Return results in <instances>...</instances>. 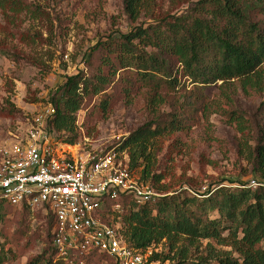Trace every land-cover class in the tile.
<instances>
[{
	"label": "trees",
	"instance_id": "obj_1",
	"mask_svg": "<svg viewBox=\"0 0 264 264\" xmlns=\"http://www.w3.org/2000/svg\"><path fill=\"white\" fill-rule=\"evenodd\" d=\"M4 2L0 0V7ZM123 2L124 12L136 20L147 0ZM94 52L97 64L92 70L68 76L52 98L54 113L49 129L60 135L61 142L74 145L77 114L88 99L97 98L98 109L106 114L117 93L129 102L134 93L143 91L151 119L115 149L125 150L130 169L139 170L141 180L151 185L148 180L155 144L162 137L190 130L210 111L224 116L239 131L250 127L249 119L235 110L233 102L238 93H264V0H202L189 16H169L135 27L97 43ZM171 59L178 65L175 73ZM91 60L92 55L87 66H92ZM216 83L220 97L215 102L204 88ZM164 106L167 111L162 110ZM257 115L254 144L247 150V160L252 173L264 183V100ZM155 180L160 177L152 175V182ZM161 194L140 205L132 196L121 195L106 203L103 217L118 227L128 247L146 249L168 243L166 252L150 257L160 264H264V186L252 190L244 184L234 188L219 185L199 194ZM114 202L120 204L119 211H110L108 206ZM6 207L11 206L0 199V264L13 258L12 248L1 242ZM48 236L50 255L30 264H66L56 255L51 232ZM181 239L190 246L208 241L206 255L193 257L188 249H175L174 244ZM210 241L230 250H216ZM97 257L116 264L105 254L91 256Z\"/></svg>",
	"mask_w": 264,
	"mask_h": 264
},
{
	"label": "rangeland",
	"instance_id": "obj_2",
	"mask_svg": "<svg viewBox=\"0 0 264 264\" xmlns=\"http://www.w3.org/2000/svg\"><path fill=\"white\" fill-rule=\"evenodd\" d=\"M4 1L0 7V148L26 137L32 118L40 112L46 115L45 110L53 107L52 98L58 95L68 76L92 70L97 64L94 52L97 43L169 16H189L202 0H147L136 20L124 12L123 0ZM90 55L92 66H87ZM171 67L173 73L177 72L178 65L173 60ZM218 85L204 88L207 97L215 102L220 97ZM142 92L134 93L129 102L117 93L106 114L98 109L97 98L88 99L77 114L78 138L74 145L61 142L60 135L50 131V117H46L43 126L55 152L75 154L81 150L114 149L129 133L151 119ZM263 100L264 93H238L234 98L235 110L251 122L244 131L210 111L190 130L159 139L148 180L155 192L182 191L192 195L219 185L234 188L258 180L247 160V150L254 144L257 112ZM162 110L168 108L164 106ZM152 175L160 180L152 182ZM6 208L1 242L5 241L13 252V258L6 264H30L38 257L47 258L51 222L44 210ZM207 242L190 246L181 239L174 248L188 249L193 257L204 256ZM210 243L216 250H230L214 241ZM167 250L165 241L152 247L153 253ZM90 264L114 262L97 257Z\"/></svg>",
	"mask_w": 264,
	"mask_h": 264
},
{
	"label": "built area",
	"instance_id": "obj_3",
	"mask_svg": "<svg viewBox=\"0 0 264 264\" xmlns=\"http://www.w3.org/2000/svg\"><path fill=\"white\" fill-rule=\"evenodd\" d=\"M44 113L32 118L24 139L0 148V199L13 208L43 209L52 218V246L66 264H90L94 253L116 264H160L150 260L153 246L128 247L118 227L105 221L103 208L121 195L140 205L163 194L130 169L125 150L57 154L43 126L53 107ZM247 186L264 183L250 180ZM108 207L121 209L118 202Z\"/></svg>",
	"mask_w": 264,
	"mask_h": 264
}]
</instances>
